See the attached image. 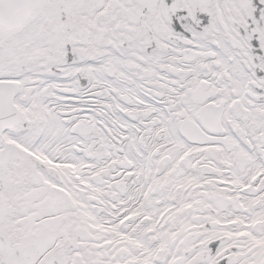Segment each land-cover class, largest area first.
Here are the masks:
<instances>
[{
  "label": "snow or ice",
  "instance_id": "snow-or-ice-1",
  "mask_svg": "<svg viewBox=\"0 0 264 264\" xmlns=\"http://www.w3.org/2000/svg\"><path fill=\"white\" fill-rule=\"evenodd\" d=\"M0 264H264V0H0Z\"/></svg>",
  "mask_w": 264,
  "mask_h": 264
}]
</instances>
